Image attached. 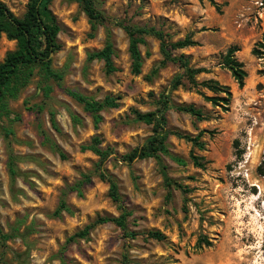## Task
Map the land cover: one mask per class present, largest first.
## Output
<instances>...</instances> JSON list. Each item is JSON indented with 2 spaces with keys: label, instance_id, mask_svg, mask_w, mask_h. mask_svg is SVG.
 Wrapping results in <instances>:
<instances>
[{
  "label": "rangeland",
  "instance_id": "obj_1",
  "mask_svg": "<svg viewBox=\"0 0 264 264\" xmlns=\"http://www.w3.org/2000/svg\"><path fill=\"white\" fill-rule=\"evenodd\" d=\"M94 1L107 17L153 27L168 42L190 37L196 45L174 54L209 71L196 76L197 84L211 79L227 87L229 104L213 106L204 97L214 94L185 80L171 93L174 104L192 106L207 117L198 122L167 113L169 131L193 138L201 134L204 144L198 150L186 140L167 138L161 160L180 189L164 186L153 159L128 167L121 158L151 135V127L136 122L133 111L153 112L178 68L162 65L158 41L147 37L139 47L140 74L133 75L128 39L120 28L99 26L92 32L76 3L53 0L49 10L60 28V48L51 56V68L61 79L46 78L35 67L16 97L7 99L8 113L0 121V232L11 236L0 240V264H123V255L128 264H264V0ZM0 2L20 18L28 0ZM105 29L114 49L116 71L110 75L101 61L88 60L103 47ZM231 47L247 74L242 88L222 66ZM14 49L15 42L2 35L0 63ZM69 92L96 102L118 97V107L103 110L95 126ZM94 138L100 149L111 150L104 167L117 180L130 212L133 239L104 224L85 240L69 241L98 216L119 213L95 172L98 157L81 150ZM190 153L202 158V169L192 164ZM9 156L23 174L13 186ZM83 177L89 182L73 189ZM61 203L66 208L58 213ZM151 233L164 239L157 241Z\"/></svg>",
  "mask_w": 264,
  "mask_h": 264
},
{
  "label": "trees",
  "instance_id": "obj_2",
  "mask_svg": "<svg viewBox=\"0 0 264 264\" xmlns=\"http://www.w3.org/2000/svg\"><path fill=\"white\" fill-rule=\"evenodd\" d=\"M52 1L53 0H28L26 11L20 18L14 16L6 5L0 2V38L4 35L7 40L15 42V49L8 52L0 63V121L8 113L6 107L7 99L16 97V93L19 89L24 87L29 81L35 67H39L46 78H53L55 80L61 79V76L51 68V56L60 48L57 43V36L60 32V28L56 23L55 17L49 10ZM68 1H72L80 7L90 24L92 32L96 31L99 26L106 28L107 25H113L120 28L125 33L128 39V53L131 61L130 68L133 75L137 76L140 74L142 57L139 47L145 45V39L147 37H151L158 41L162 65L171 63L177 66L178 72L171 79L167 92L162 93L159 99L154 102L156 105L155 110L147 113L133 111L134 120L136 122L151 127V135L146 139L144 144L124 155L121 161L130 167L131 164L136 161L153 159L160 170L164 186L167 189L170 187L180 189V186L168 177L166 167L161 160V156L167 154L165 144L167 138L169 136H175L179 139L186 140L191 143L192 147L198 150H203L204 144L199 141L201 134L193 138L169 131L167 129V113L169 111L181 113L198 122L205 121L207 117L200 110L192 106H179L174 104L171 99V93L183 87V81L185 80L191 88L195 89L201 87L215 95V97L212 98L204 97L205 101L211 103L213 106H221L223 109H226L231 98L229 89L211 79L197 84L195 81L196 76L208 74L209 71L205 68H194L190 65V61L186 56H177L174 54L175 51L196 45L190 37H186L184 40L174 43L168 42L162 32L157 31L153 27L131 25L107 17L97 9L94 0ZM105 32V43L103 47L90 54L88 60L101 61L105 74L110 75L116 71L112 60L114 49L109 31L105 29ZM236 52V47L229 48L223 57L222 66L230 73L231 78L237 84L238 88H242L247 74L243 69L242 63L238 62L235 58ZM218 95L223 96L219 97ZM69 96L78 104L82 105L85 112L90 114L95 126L102 120L100 115L101 112L105 109L117 108L119 101L118 97H105L103 101L96 102L75 92H69ZM81 150L90 151L98 157L95 172L99 180L107 184L108 197L111 202L116 205L119 213L117 217L98 216L92 224L76 233L69 241L85 240L92 229L104 224L114 225L122 232L125 238L133 239L135 237L134 234L128 231V218L130 217V212L124 205L117 180L104 167L107 158L111 155V150L100 149L99 141L96 138L92 140L90 145L83 146ZM189 156L192 164L196 168L202 169L204 167L201 163L202 158H198L192 153H190ZM14 160L15 158L13 156H9L8 173L12 186L16 179L23 175L15 168ZM84 182H89V178L83 177V180L73 189H77ZM11 192H14L13 187L11 188ZM65 208V204L61 203L58 213ZM12 231L16 233L17 230L13 229ZM149 235L157 241H162L164 239L159 233H151ZM10 238V235H3L0 232V240L5 241ZM205 244L207 246L210 245L207 241ZM122 263L128 264L125 255H123Z\"/></svg>",
  "mask_w": 264,
  "mask_h": 264
}]
</instances>
